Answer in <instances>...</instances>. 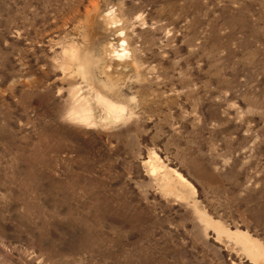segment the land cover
<instances>
[{
  "label": "rangeland",
  "instance_id": "obj_1",
  "mask_svg": "<svg viewBox=\"0 0 264 264\" xmlns=\"http://www.w3.org/2000/svg\"><path fill=\"white\" fill-rule=\"evenodd\" d=\"M0 264H264V0H0Z\"/></svg>",
  "mask_w": 264,
  "mask_h": 264
},
{
  "label": "bare ground",
  "instance_id": "obj_2",
  "mask_svg": "<svg viewBox=\"0 0 264 264\" xmlns=\"http://www.w3.org/2000/svg\"><path fill=\"white\" fill-rule=\"evenodd\" d=\"M117 13L118 12H116L114 10L110 14L111 20H114V16L118 15ZM118 17H119V21H121L122 18H120V16H118ZM114 23L116 24V21H114ZM117 30L120 31V30H122V28H119ZM123 33H124L123 31L118 33V37H119V35H121L120 36L121 38L118 39V45L116 47V55L119 59H125V58L130 57V60H131L130 64L131 63L135 64L136 61L134 60L135 57H133V53H132L133 51L131 50V48L129 46L128 39L126 38V35H124ZM117 48H119V49H117ZM97 97H98L99 101L103 104V106H105L106 108H108L109 110H111L114 113L117 112L116 107L114 106L112 101H110L108 98H105L103 96H97ZM74 117L81 119V120H87L85 113L79 109H76L74 111ZM178 176H179V174H178ZM235 235L238 236V238H239L238 240H240L247 248H249V250H251L252 253H255L254 252V250H255L257 255H262L261 253L257 252L258 250L256 249L255 243L253 241H251L246 235H244V233L236 232Z\"/></svg>",
  "mask_w": 264,
  "mask_h": 264
}]
</instances>
